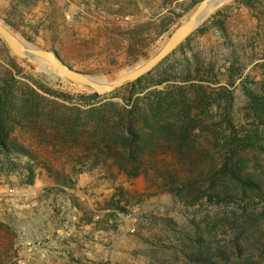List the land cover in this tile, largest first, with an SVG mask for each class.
<instances>
[{
	"label": "trees",
	"instance_id": "obj_1",
	"mask_svg": "<svg viewBox=\"0 0 264 264\" xmlns=\"http://www.w3.org/2000/svg\"><path fill=\"white\" fill-rule=\"evenodd\" d=\"M238 8L256 9L254 0H232L155 67L178 51L184 55L192 37L211 24L229 44L222 69L218 59L204 64L194 51L176 76L142 84L143 75L123 86L124 95L113 96L119 99L92 91L74 99L14 74L2 77L0 183L12 177L33 185L43 170L52 189L67 192L78 206V198L72 200L82 172L142 177L185 211V224L165 218L169 253L160 254L159 238L157 264H264V182L257 168L264 155V79L260 91H248L245 104L235 107L233 87L246 65L232 49L226 21ZM119 195L110 197L109 208L123 210Z\"/></svg>",
	"mask_w": 264,
	"mask_h": 264
},
{
	"label": "rangeland",
	"instance_id": "obj_2",
	"mask_svg": "<svg viewBox=\"0 0 264 264\" xmlns=\"http://www.w3.org/2000/svg\"><path fill=\"white\" fill-rule=\"evenodd\" d=\"M193 1L201 0H0V20L24 42L55 51L68 66L112 81L156 53L197 7L190 8ZM254 5L253 12L232 10L226 21L232 49L245 56L246 65L244 79L233 87L235 107L245 104L248 91H260L264 79V59L258 61L264 58V0H254ZM208 26L205 34L192 37L184 55L178 51L163 67H154L142 84L176 76L194 51L200 52L204 64L218 59L217 68L222 69L229 44L215 26ZM9 74L37 89L44 85L70 93L74 99L91 92L51 64L18 57L0 38V79ZM123 86L102 97L119 99L125 94ZM257 160L264 182V155ZM52 186L43 170L33 185L21 186L12 177L1 180L0 264H157L159 238L164 246L160 254L169 253L165 218L184 223V209L170 195L149 189L142 177L82 172L72 200L77 197L78 206L71 204L67 192ZM119 194H124L123 210L109 208L110 197L120 199Z\"/></svg>",
	"mask_w": 264,
	"mask_h": 264
},
{
	"label": "water",
	"instance_id": "obj_3",
	"mask_svg": "<svg viewBox=\"0 0 264 264\" xmlns=\"http://www.w3.org/2000/svg\"><path fill=\"white\" fill-rule=\"evenodd\" d=\"M220 0H201L188 18L178 25L168 36L161 48L140 66L127 71L114 80L85 74L68 66L59 55L50 49L33 46L21 40L0 20V38L18 57L48 63L68 80L80 84L101 96L114 92L119 87L134 81L150 72L163 59L171 54L206 18L212 8L220 5Z\"/></svg>",
	"mask_w": 264,
	"mask_h": 264
},
{
	"label": "bare ground",
	"instance_id": "obj_4",
	"mask_svg": "<svg viewBox=\"0 0 264 264\" xmlns=\"http://www.w3.org/2000/svg\"><path fill=\"white\" fill-rule=\"evenodd\" d=\"M225 1H227V0H220V4H219V5H221V4L224 3ZM214 10H215V8H212V9L209 11L208 15H209L210 13H212ZM208 15H206V17H207Z\"/></svg>",
	"mask_w": 264,
	"mask_h": 264
},
{
	"label": "built area",
	"instance_id": "obj_5",
	"mask_svg": "<svg viewBox=\"0 0 264 264\" xmlns=\"http://www.w3.org/2000/svg\"><path fill=\"white\" fill-rule=\"evenodd\" d=\"M42 257H44V255ZM42 262H43V264H45V260H43Z\"/></svg>",
	"mask_w": 264,
	"mask_h": 264
}]
</instances>
